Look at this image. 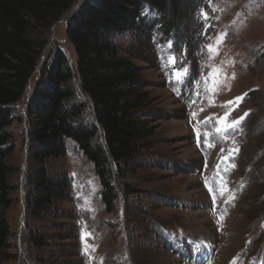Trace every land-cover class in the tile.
Segmentation results:
<instances>
[{"label":"rangeland","instance_id":"rangeland-1","mask_svg":"<svg viewBox=\"0 0 264 264\" xmlns=\"http://www.w3.org/2000/svg\"><path fill=\"white\" fill-rule=\"evenodd\" d=\"M85 1L76 0L49 28L16 106L9 159L15 190L8 208L0 204L16 257L3 264H264V0L198 1L180 17L174 43L150 26L117 37L145 100L140 120L148 136L139 169L125 182L133 193L118 183L108 212L93 165L68 142L64 157L44 164L50 177H67V199L48 215H29L27 178L39 166L29 157L25 108L57 52L75 68L66 27ZM145 15L152 25L153 13ZM209 45L217 51L209 53ZM226 113L224 130L218 121ZM35 236L43 247L31 242Z\"/></svg>","mask_w":264,"mask_h":264},{"label":"trees","instance_id":"trees-1","mask_svg":"<svg viewBox=\"0 0 264 264\" xmlns=\"http://www.w3.org/2000/svg\"><path fill=\"white\" fill-rule=\"evenodd\" d=\"M198 1L86 0L67 22L76 66L73 69L57 52L53 62L42 67L25 108L29 157L39 166L27 178L25 203L30 216L48 215L54 202L67 199V177H50L44 164L64 157L68 142L93 165L108 212L117 200L118 183L133 193L125 182L139 169L141 140L148 136L140 120L145 100L135 90L136 70L122 58L115 40L150 26L174 43L180 17L188 16ZM75 2L0 0V204L4 209L12 203L15 190L10 180L15 168L9 159L15 149L10 129L18 119L16 106L24 99L49 28ZM145 11L155 16L152 25ZM11 236L0 212V264L16 257ZM31 242L37 248L44 246L37 236Z\"/></svg>","mask_w":264,"mask_h":264},{"label":"snow or ice","instance_id":"snow-or-ice-1","mask_svg":"<svg viewBox=\"0 0 264 264\" xmlns=\"http://www.w3.org/2000/svg\"><path fill=\"white\" fill-rule=\"evenodd\" d=\"M222 39L223 37H219L218 40H217V45L222 42ZM171 45H169L170 47ZM208 51L209 53H215L217 51L216 48H214L212 45H209L208 46ZM172 63L174 64L175 63V57H172ZM184 74V76L187 75V70L186 69H182L181 70ZM219 73V69H213V72L210 74V78H211V81H212V88L210 90L214 91L215 88L217 87L218 85V80H217V75ZM177 78L180 79V76L179 74H177ZM205 83L207 84L208 83V78H205ZM237 99H242V98H237ZM231 103V102H229ZM195 115V113L193 114ZM228 115H230V113H226L225 117L222 118L221 120L218 121V124H223L225 125V129H227L228 125H227V119H228ZM243 117L240 118V120H242ZM240 120H236V121H233L232 124H231V127H236L238 126V124L240 123Z\"/></svg>","mask_w":264,"mask_h":264}]
</instances>
